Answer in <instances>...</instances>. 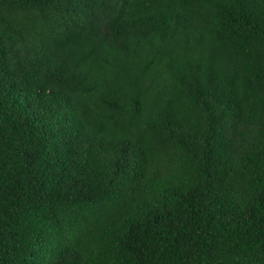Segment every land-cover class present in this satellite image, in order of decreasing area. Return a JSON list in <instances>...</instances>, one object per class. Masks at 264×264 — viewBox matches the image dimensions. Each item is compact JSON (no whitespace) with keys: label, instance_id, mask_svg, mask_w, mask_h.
I'll return each instance as SVG.
<instances>
[{"label":"trees","instance_id":"16d2710c","mask_svg":"<svg viewBox=\"0 0 264 264\" xmlns=\"http://www.w3.org/2000/svg\"><path fill=\"white\" fill-rule=\"evenodd\" d=\"M0 264H264V0H0Z\"/></svg>","mask_w":264,"mask_h":264}]
</instances>
